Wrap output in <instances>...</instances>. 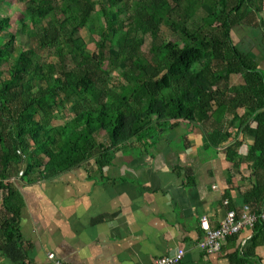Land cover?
I'll use <instances>...</instances> for the list:
<instances>
[{"label": "trees", "instance_id": "1", "mask_svg": "<svg viewBox=\"0 0 264 264\" xmlns=\"http://www.w3.org/2000/svg\"><path fill=\"white\" fill-rule=\"evenodd\" d=\"M263 5L264 0H0V177L19 163L28 180L91 158L102 166L110 162L111 148L131 138L156 137L171 120L205 122L226 107L244 108L234 119L254 137V171L264 172V76L230 35L233 25ZM81 29L91 34L93 50ZM20 34L30 43L18 41ZM38 48L48 55L36 53ZM234 75L240 82L233 83ZM63 115L69 119L55 123ZM100 131L108 143L97 139ZM0 191L3 198L12 194L1 181ZM250 193L262 201L264 184ZM6 225L14 229L12 222ZM244 256L231 261L246 264Z\"/></svg>", "mask_w": 264, "mask_h": 264}, {"label": "crops", "instance_id": "2", "mask_svg": "<svg viewBox=\"0 0 264 264\" xmlns=\"http://www.w3.org/2000/svg\"><path fill=\"white\" fill-rule=\"evenodd\" d=\"M230 35L264 76V5ZM243 112L226 107L205 122L171 120L156 137L111 148L102 166L91 158L28 180L22 164L10 165L0 177L12 192L3 198L0 191V264H149L178 247L185 251L181 264H235L231 257H240L239 239L250 230L228 237L217 253L196 244L201 215L216 227L227 209L260 207L250 191L262 187L264 172L254 171V137L234 119ZM11 231L16 235L8 237ZM252 232L245 262L264 264V226Z\"/></svg>", "mask_w": 264, "mask_h": 264}, {"label": "built area", "instance_id": "3", "mask_svg": "<svg viewBox=\"0 0 264 264\" xmlns=\"http://www.w3.org/2000/svg\"><path fill=\"white\" fill-rule=\"evenodd\" d=\"M224 204H227V201H224ZM199 223L203 234L196 245L201 251L208 254L219 252L228 237L238 235L245 229L250 230V233L239 239L238 245L239 254L246 255L245 244L252 237L253 228L257 225L264 226V195L257 211L244 204L240 212L227 209L216 227L210 225L207 216L204 214L200 216ZM184 254V249L178 247L166 255L155 258L149 264H181ZM48 257L53 258V254L49 253Z\"/></svg>", "mask_w": 264, "mask_h": 264}, {"label": "rangeland", "instance_id": "4", "mask_svg": "<svg viewBox=\"0 0 264 264\" xmlns=\"http://www.w3.org/2000/svg\"><path fill=\"white\" fill-rule=\"evenodd\" d=\"M15 11V10H14ZM13 11V12H14ZM15 13L12 15V19H14V16ZM165 29V28H164ZM80 34L81 36L84 38V40L87 42V48L89 50H93L94 49V43L92 41V36L91 34H89L85 29H81L80 31ZM18 41L20 42H23L24 44H27V43H30V40L29 38L25 35V34H20L18 36ZM148 41H149V38L146 37L145 38V45H144V49L146 50L147 47H148ZM36 53H38L39 55H42L43 57H46L48 55V52L44 49H37ZM119 73V70H115L113 72V75H117ZM233 81L234 83H238V81H240V77L238 75H234L233 76ZM67 119H69L68 116L66 115H63L62 117H60L59 119L55 120V123H60V122H64L66 121ZM96 137L98 140H107L108 137H107V134L105 133V131H100L98 134H96Z\"/></svg>", "mask_w": 264, "mask_h": 264}]
</instances>
